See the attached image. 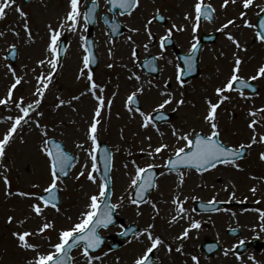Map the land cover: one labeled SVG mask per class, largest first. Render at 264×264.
Masks as SVG:
<instances>
[{
    "label": "rangeland",
    "instance_id": "1",
    "mask_svg": "<svg viewBox=\"0 0 264 264\" xmlns=\"http://www.w3.org/2000/svg\"><path fill=\"white\" fill-rule=\"evenodd\" d=\"M193 3L194 0H141L140 8L123 21V24L128 28H140L139 33L128 31L113 41L102 25H99L95 31L99 67L94 79L97 84L105 87L103 95L106 104L108 100H112L111 109H105L101 114L99 141L108 144L113 152V203H119V198L124 197V205L116 212L120 218L126 221L127 226L135 224L140 230H143L147 225L154 224L155 234L160 235L167 244H171L173 248L180 244L184 245L183 253L169 254L164 246L154 250V258L159 264H194L191 260L193 255L199 258L200 264H264V246L261 249L251 247L246 253L240 255L239 259L238 255L234 253L235 246L241 241L251 243L254 240H261L264 242V222L260 220V212L257 211V209L264 211V161L260 159V153L264 152V144L254 145L248 150L247 157L238 161L242 171L224 165H218L215 169L203 174L184 171L185 178L182 186L179 185L177 173L161 176L156 191L148 199L159 208L158 215L147 203L140 205L139 211L142 214L137 215V207L130 204L128 200L132 194L129 188L130 174L134 173V166L131 162L135 160L141 166L148 163L163 165L177 146L171 132L173 125L181 130L191 131L194 128L197 132L209 134L208 126L203 122L206 109L205 100L211 97L215 102L214 89L225 84L229 78L234 64V55L239 54L244 61L239 75L245 80L250 81L249 78L256 74L258 67L264 64V44L255 39L256 29L243 27L244 21L239 19L240 12L244 11L242 0H238L237 4L230 3L227 9L221 7L223 0H205V3H211L216 8L217 18L214 22L200 23V28L196 33L191 30V22L183 19L186 13L192 11ZM256 4L264 6V0H255L254 6L247 10L245 17L253 25L259 12ZM17 6L28 13V22L35 40L34 42L27 40L23 28L24 20L14 10H9L7 18L0 20V32L4 33L3 36H0V99L6 96L7 89L14 82V77L7 67L11 64L16 74L24 78L14 91L13 99L18 100L22 96L27 104L35 99L33 93L37 84L36 77L41 72L50 71L47 65L41 68L38 63L39 60L49 57V53L46 52L47 25L58 27L68 11L69 0H35L29 4H24L23 0H17ZM157 9L169 19V22L166 26L152 23L149 27L154 38L149 42L144 26ZM80 10L84 11V5H80ZM228 19H235L236 24L225 31L236 36L247 51L236 49L235 45L227 40L224 33L217 31ZM173 22L187 25V31L177 32L173 35L177 48L183 52L190 50L193 40L201 32H218L220 34L217 43L206 46L202 51L201 76L186 82L183 88L179 86L176 79L179 63L172 49L164 50L163 58L160 59L161 74L157 78H148L137 67V61L141 57L145 58L149 53L160 55L159 39L166 34ZM14 32H19L20 35L16 36ZM64 34H67L70 45L39 109L44 113V116L39 117L35 113L33 114L34 119H39L42 124L47 125L51 138L60 140L69 152L79 157V163L71 170L70 177L60 184L61 212L57 213L51 208L45 212L46 218L49 221L54 220L56 225L54 230H50L46 234L51 237L52 244L58 242V233L62 228H68L73 222H78L89 195L96 194L98 191L96 185L83 178L79 181L75 179L87 159L86 153L76 148V143L84 142V134L93 115L94 99L91 95L83 96L80 101L74 102L76 110L67 105L60 109L55 108L58 97L68 100L74 95H79L88 87L86 78L77 79L79 69L83 67L82 58L85 55L84 42L81 39V37H85L83 21L76 32L63 31L62 35ZM128 36H132L135 45L139 46L137 49L140 57L136 60L131 58L133 45L127 40ZM13 44L16 45L18 51L16 62L6 59ZM144 44L149 45L147 50L144 48ZM109 48L112 49L113 56H109ZM108 64H113L114 67L109 68ZM132 73L139 75L141 80L129 79L128 77ZM252 82L259 87V93L254 95L245 93L249 97L247 100L241 98L235 91L225 93L231 97V100L218 110L222 131L221 140L230 147L238 148L240 144L250 142L254 133L248 124L253 117H250L248 113L251 110L264 107V78ZM165 83H168V91L172 92L176 99L162 110L172 113L174 117L171 121L157 124L164 134L161 137L155 128L150 126L148 129H143L140 126L142 118L138 113L134 114L135 118H133V114L127 111L126 101L127 97L140 84H143L145 91L138 95L142 106L141 110L153 115L155 113L153 109L163 99L159 93L164 90ZM153 85H159L160 88ZM114 93L115 96H113ZM181 93L184 94L183 98L186 100V104L174 111L176 100L181 98ZM18 114L14 103L0 106V133L6 131L11 124V121H6V118L8 116L15 117ZM262 117L264 114H258L255 117L259 121L255 132L257 138L259 135H264V119ZM38 133L39 129H35L34 125L31 129L25 126L20 133L24 142H21L18 137L8 149L4 163L10 171L4 172V169L0 168V173L9 176L13 191L40 192L49 183L48 167L45 158L39 151L42 137ZM148 136L152 137L150 142L147 139ZM149 143L153 148L161 143H167L169 148L153 160L146 154V151H141V149L147 150ZM125 164L128 165L127 168L124 167ZM158 169L160 172H164L163 167H158ZM33 183H38L41 187L33 189ZM253 187L257 189L255 194L250 190ZM232 192H235V198L231 196ZM177 195L185 201L186 218L176 224H170L169 221L175 214L176 207L172 200ZM193 197L206 202L215 198L217 202H226L227 204L216 213L200 214L196 210L193 211L196 201L193 200ZM31 202L33 201L20 197H6L4 185L0 180V264H27V261L33 258L34 253L18 248L15 238L12 236L15 231L35 230L42 223V218L32 216L28 207ZM9 215L14 217L12 224L7 223ZM68 217H71V220ZM25 218L29 219L21 225L19 221ZM192 219L199 220L201 228L193 229L186 240H176V236L189 225ZM231 228L240 229L239 236L235 238L228 236L227 231ZM121 231V227L117 225L101 232L103 236H109ZM207 238L219 241L223 248L222 252L213 258L204 256L200 250V246ZM30 240L42 245L40 251L49 249V243L45 237H31ZM146 247L147 243L144 237H141L140 240H135L132 237L117 251H109L104 248L94 253V255L102 257V260L96 261L95 264H134V260L144 253ZM226 250L229 253L227 256L224 255ZM81 251L78 249L73 252L74 264H84ZM105 252L108 253L107 256H104Z\"/></svg>",
    "mask_w": 264,
    "mask_h": 264
},
{
    "label": "snow or ice",
    "instance_id": "2",
    "mask_svg": "<svg viewBox=\"0 0 264 264\" xmlns=\"http://www.w3.org/2000/svg\"><path fill=\"white\" fill-rule=\"evenodd\" d=\"M238 0H223L221 5L222 8L227 9L229 4H237ZM82 0H69L68 11L63 17L62 21L59 23L58 27L54 28L51 24L47 25L48 28V43L46 45V52L49 53L47 59L39 60V65L43 68L45 65L48 66L50 71L41 72L39 76L36 77L37 84L35 91L33 93L35 99L27 104H25L24 97H20L18 100L13 99L14 91L22 83L23 77L18 76L15 72V69L11 64L7 65L8 69L11 71L12 76L14 77V82L7 89L6 96L3 99H0V106H8L9 104L14 103L15 108L18 110V115L15 117L8 116L6 121H11L10 126L0 133V168L4 169V172L10 171L7 165L4 163L8 149L19 137L21 142H24L23 137L20 136V133L23 131L25 126H28L30 129L32 126H35V129H39L38 135L42 137L39 151L42 156L45 158V163L48 167L49 173V183L47 187H44L42 191H22L12 190V182L9 179V176L3 173H0V180L4 185L5 196L8 198L20 197L24 200L33 201L29 203L28 207L32 216L42 218V223L35 230H24V231H15L12 233V236L15 238L16 245L18 248L24 250L25 252H32L34 256L32 259L27 261V264H74V261L71 256L73 249H81V255L84 260V264H95L96 261H101L102 257L94 255L95 250L101 248L105 240L102 235L101 230L108 229L110 225L114 223V213L117 209L121 208L124 205V197L119 198V203H113L111 200V177L109 175V169L112 164V156L109 154L107 148L103 149V172L104 175L99 176L101 168L98 164V153L101 151V144L99 141L100 126L102 123V112L105 109H111L112 100H108L107 104L105 102V96L103 95L105 87L97 84L94 79V74L90 68L91 64L96 62V57L93 54L91 48L88 47L87 37H81L83 40V47L85 55L82 58L83 67L79 69V74L77 79L86 78L88 82V87L85 91L81 92L79 95H74L71 99L65 100L58 97V103L55 105L56 109H60L63 106L67 105L75 109L74 102L81 100L83 96L91 95L95 101V106L93 110V115L88 123L87 130L84 134V142L76 143V148L85 152L87 159L81 166V170L75 176L77 181L82 178L93 185L97 186V193L90 194L87 201L85 209L80 213L78 222H73L70 227L62 228L58 233L57 241L55 244L51 243V237L46 236L50 230H54L56 225L54 220L49 221L45 212L47 209L51 208L55 212L60 213L61 207L59 206V196L60 184H62L69 176V169L74 168L77 163H79V157L73 156L71 153L65 150L64 145L57 142L54 138L49 136L48 127L45 124H42L39 119H34L33 114L35 113L39 117H43L44 113L39 111L42 102L45 98L46 92L49 90L50 86L53 83V78L57 73L58 67L61 66L60 61V52L61 44L60 39L63 31L76 32L81 22L87 28L88 23H95L96 17L95 13L99 4L97 0H92L91 7L81 12L80 5ZM107 3L111 6L109 11H114L115 9H120V15L131 16L135 10L140 8L141 0H107ZM255 0H242V8L244 11H241L239 14V19L244 21L243 27L253 28L255 27L251 22L245 19L247 16V10L254 6ZM258 9V15L264 13V6L259 4L255 5ZM14 10L19 16L24 20L23 28L29 42H34L35 38L33 36L30 24L28 22V13H26L22 8L17 6V0H0V20L7 18L8 11ZM216 8L211 3H205V0H194L192 5V11L184 15L183 19L185 21L191 22V30L193 33H196L200 28L201 18L211 22L214 19V14ZM194 13V15H193ZM160 19L163 20L164 17L161 16L159 9L156 10L152 18L148 19L145 24V31L149 37V42L154 38L151 28L149 27L154 20ZM235 19H228L226 23L222 24L217 31L225 34L227 40L231 41L235 45L236 49L241 51H247L241 44V42L234 36L231 32H226L230 26L235 25ZM119 30V25L113 23L112 31L116 32ZM187 25L172 23L171 27L167 29L166 34L162 35L159 39V47L161 49L160 55L153 58L159 60L163 58V52L165 45L169 43L173 35L177 32L187 31ZM130 32L139 33L140 28H129ZM16 36H19V32H14ZM4 33L0 32V36H3ZM255 39L258 40L261 44H264V20H261L259 23V30L255 33ZM127 40L133 45L131 48V58L136 60L137 58V48L138 45H135V41L132 36H128ZM111 42V41H110ZM149 47L148 44H144V48L147 50ZM198 50V44L194 43L191 48V53L194 55ZM66 52L67 49H64ZM16 45H11V50L9 55L12 57L16 56ZM109 56H113L114 53L111 48L108 49ZM8 57H6L7 59ZM234 64L231 68V74L227 79L226 83L220 87L214 89V94L216 97L215 102L211 97L206 98L205 100V114L203 116V122L207 124L209 128V134H204L197 132L194 128L191 131H185L172 126L171 132L172 136L175 137L176 147L174 148L173 154L168 157L163 165H158L156 163H148L145 166H141L133 160L131 163L134 166V173L131 175V180L129 188L132 192L135 193V197L129 196V203L137 207V215L142 213L139 211V207L143 203L150 204L152 209L159 214V208L157 205L150 201L146 200L145 194L149 192L150 189L157 187L155 183L156 172L155 169L158 167L165 168L168 172H176L179 176V185L184 183V172L181 171V168L185 169H195L197 173L203 174L208 172L211 169H215L218 165L232 166L235 167L238 171H242L241 165L238 163V160L242 158L245 154V149H251L254 145L264 144V135L255 134L256 128L259 124V121L255 119L258 114H264V107L258 110L249 111L248 115L253 117V119L248 124V127L253 130V135L251 140L247 144H240L239 147H230L222 142L221 136V126H220V115L218 110L221 109V106L226 102L231 100L229 95L225 93L237 91L239 96L245 100L247 97L243 91L245 88L252 87L249 83V80H245L239 75L241 72V65L244 63L243 59L239 54L234 55L233 57ZM184 63L187 65V71L191 72L194 69L192 56L185 58ZM109 68L114 67L113 64H108ZM87 70V73H86ZM35 71V70H33ZM185 69L177 65V82L181 88L184 87L185 81L182 78ZM129 79H134L140 81L141 77L136 73H132ZM260 78H264V64L260 65L256 71V74L251 76L250 81H256ZM238 83V88L234 89L233 85ZM151 84V81H149ZM156 88H160L159 85H153ZM164 90L160 91V96L163 97L162 101L153 109V112L156 113L153 116L151 113H146L141 110L140 107H136L137 97L139 94L144 93L145 88L143 84H140L135 91H133L126 101L127 111L130 114L138 113L141 119V127L143 129H148L150 126L155 128V131L161 135H164L160 128L157 126V122H166L167 115L162 110L165 109L168 105L172 104L176 99L172 92L168 91V83H165L163 86ZM255 91V89H253ZM116 94L114 93L113 96ZM184 94L181 93V98L176 100V108L174 111L179 110L181 106L186 104V100L183 98ZM264 119V117H262ZM147 139L149 142L152 137L148 136ZM87 145V146H86ZM169 148V144L161 143L158 146L154 147L149 143L148 149H141V151H146V154L151 157L153 160L156 159L161 153ZM260 159L264 161V152L260 153ZM90 161V164H89ZM125 168L128 167L127 164L124 165ZM165 173L161 172L160 175L163 176ZM41 186L38 183H33V189H39ZM227 190V189H225ZM253 194L256 193L257 189L255 187L250 189ZM231 196L235 198V192L231 193ZM196 197H193V200H196ZM172 203L175 207V214L172 216L169 221L170 224H176L180 220L186 218L187 209L184 207L185 201L181 200L177 195L173 198ZM209 205L213 210L218 211L215 205L217 201L215 198L210 200ZM259 203V201H257ZM195 211V209H193ZM260 220L264 222V211H260ZM27 219L19 221L21 225L27 222ZM71 220V217H68ZM155 219V217H153ZM14 217L9 215L7 217V223L12 224ZM155 225L149 224L143 230L137 231L134 228H126L121 232V235L128 236L131 232L133 239L140 240L141 237L145 238L147 243L146 250L144 253L134 260V264H154L152 253L154 250H158L161 246L166 247L169 254L173 252L183 253L184 245L180 244L178 247L173 248L171 244H167L166 241L154 232ZM201 228V222L199 220L192 219L187 227L176 236V240H186L189 238V233L193 230H199ZM233 231H235L233 229ZM31 237H45L49 243V249L47 251H40L42 245L40 243L31 242ZM131 242V241H130ZM244 241H241L239 247H242ZM228 250L224 252V255L227 256ZM108 253L105 252L104 256H107ZM240 258L239 256L237 257ZM191 260L194 264H200L199 258L195 255L191 256Z\"/></svg>",
    "mask_w": 264,
    "mask_h": 264
},
{
    "label": "water",
    "instance_id": "3",
    "mask_svg": "<svg viewBox=\"0 0 264 264\" xmlns=\"http://www.w3.org/2000/svg\"><path fill=\"white\" fill-rule=\"evenodd\" d=\"M90 8V7H89ZM88 8V9H89ZM87 9V10H88ZM96 14V13H95ZM106 20V24L109 26V28H111L112 29V25H113V23H111L109 20H108V18L107 17H104ZM261 20H264V13H262L261 14V17L259 18V20H258V22H257V24H256V26H257V28L259 29V23H260V21ZM114 23H116V22H114ZM94 24L95 23H88V37H87V39H88V47L89 48H91L92 49V51H93V54H94V56L96 57V62L94 63V64H91L90 65V68L92 69V71H94L96 68H97V66H98V60H97V56H96V54H95V49H94V43H93V41H92V28L94 27ZM117 24V23H116ZM208 39L207 38H204L203 40H202V42H201V44H200V47L203 45V43H204V41H207ZM214 39H210L209 41H213ZM60 44H61V52H60V61L62 60V58H63V56H64V53H65V51H64V49H66V47H67V42H66V39H65V37L62 39V41L60 42ZM192 56V59H193V64H194V69H193V71H191V72H189V71H187V65L184 63V60H185V58L186 57H188V56ZM190 55H182L180 52H177V56H178V58H179V60H180V62L182 63V65H183V68L185 69V71H184V74H183V78H184V80H187V79H189V78H191V77H196V76H198V74H199V70H198V61H199V46H198V50L195 52V54L193 55V54H190ZM12 57V56H11ZM151 61H153L152 59H149L147 62H145V63H143V65H142V67L147 71V72H150V71H152L153 70V68H155L156 66H154L153 68H151V67H149L150 65H151ZM245 89H249L250 91H253V89H255V91H256V88H254V87H249V88H245ZM255 91H253V92H255ZM99 155H100V157H102V152H100L99 153ZM181 169H185V168H181ZM155 179H156V176H155ZM151 190V189H150ZM149 190V191H150ZM146 195L147 194H145V197H146ZM144 197V198H145ZM117 221V218L116 217H114V222H116ZM123 236V235H122ZM123 237H125V236H123ZM103 246V245H102ZM101 246V247H102ZM115 248H117V246H112L111 247V249H115ZM216 250V249H215Z\"/></svg>",
    "mask_w": 264,
    "mask_h": 264
}]
</instances>
